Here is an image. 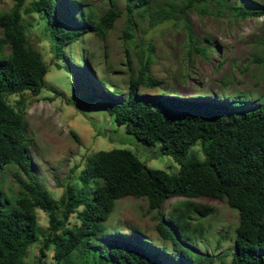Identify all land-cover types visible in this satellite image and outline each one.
Here are the masks:
<instances>
[{
  "label": "trees",
  "instance_id": "16d2710c",
  "mask_svg": "<svg viewBox=\"0 0 264 264\" xmlns=\"http://www.w3.org/2000/svg\"><path fill=\"white\" fill-rule=\"evenodd\" d=\"M9 1V9L0 12V180L7 165L23 173L25 180L18 179L16 194H0V264H25L27 247L37 239L40 246L34 264H47L44 257L49 248L55 264H67L76 249L91 250L92 257L96 253L93 260L98 264H162L158 254L152 253L154 247L135 228L132 241L115 234L117 237L107 238V247L86 246L92 239L107 235L104 221L114 202L125 196L144 199L147 210L156 212L173 197L222 200L238 216L227 253L229 264H264V95L249 109H241V96L227 106L164 94L140 99L139 87L159 85L149 72L150 54L141 55L135 75L128 76L122 99L115 96L116 90L95 94L100 107L117 125L146 146L157 144L159 154L171 156L177 170L171 173L149 168L128 149L97 150L85 158L78 174L80 187L65 186L56 203L32 173L33 162L24 143L26 121L21 102L16 101L14 108L5 99L6 95L24 91L38 95L47 71L40 52L27 40L26 25L20 21L23 15H40L52 58L58 60L64 59V47L85 33L105 40L122 13L124 41L131 43L138 19L146 20L148 27L175 19L189 30L188 11L217 15L227 11L241 19L262 11L228 4L227 0H125L120 10L115 0H106L107 7L97 15L86 0H73L71 7L77 14L73 21L64 7L62 11L57 9L58 0ZM211 5L214 10L207 9ZM194 49L206 57L207 50L213 48ZM83 60L87 62L86 57ZM195 143L200 157L189 152ZM35 209L47 216L44 231L37 226ZM172 212L170 227L160 220L155 226L158 236L168 241L170 253L185 264L219 260V254L199 252L182 238V231L200 237L202 230L198 223L192 225L190 213L205 217L213 213V207L182 201ZM166 250L162 244L159 252Z\"/></svg>",
  "mask_w": 264,
  "mask_h": 264
},
{
  "label": "rangeland",
  "instance_id": "374dc122",
  "mask_svg": "<svg viewBox=\"0 0 264 264\" xmlns=\"http://www.w3.org/2000/svg\"><path fill=\"white\" fill-rule=\"evenodd\" d=\"M58 1L57 9L62 11L64 7L68 16L73 21L77 20L76 11L71 7L75 2ZM230 2L247 9L261 10L262 13L241 19L234 18L227 11L218 15L209 11H188L189 30L175 19L151 27L147 26L146 20L138 19L131 32V43L124 41L125 15L122 13L105 40L85 33L66 45L64 59L58 60L52 58L40 15L21 17V23L27 28V40L40 52L47 71L38 95L24 91L6 95L5 99L14 108L16 101L21 102L26 121L24 143L33 162L32 173L55 203L65 186L80 187L78 174L85 165V158L97 150L124 148L149 168L171 173L177 170V163L171 156L159 154L157 144L146 146L127 134L123 126L117 125L100 107L99 97L95 94L116 90L115 96L122 99L127 90L128 76L135 75L137 59L141 55L150 54L149 72L159 85L139 87L140 99L164 94L227 106L241 96L244 101L241 109H249L261 99L264 95V0L226 1ZM86 4L97 15L107 7L106 0H86ZM124 5L125 0H115L116 8L123 10ZM10 6L9 0H0V12L7 11ZM207 9L215 8L211 5ZM63 19L67 23L64 16ZM194 46H210L213 49H208L204 57L195 51ZM83 56L87 58L86 63ZM189 152L200 157L197 143L189 148ZM18 179L25 180L24 174L12 165L5 166L0 180V194H16ZM182 201L213 207V213L205 217L190 213L192 225L198 223L202 230L201 236L193 237L189 232L182 231V238H187L199 252L219 254L220 259L213 264H229L227 253L232 247L237 213L224 201L204 196L167 199L159 212L148 211L142 198L122 197L114 202L104 221L107 235L92 239L86 246L100 244L107 247V238L109 240L115 234L130 237L132 241L135 228L145 237L147 244L154 247L152 253L158 254L162 264H185L176 254L170 253L168 241L161 239L155 230L159 220L170 227L174 214L172 209ZM35 212L37 226L44 231L47 216L39 209ZM162 244L169 253L159 252ZM38 246L39 239L27 247L23 258L25 264H34ZM45 253L44 262L55 264L51 258L52 249ZM95 254L92 257L91 250L81 252L76 249L70 254L67 264H98L93 260Z\"/></svg>",
  "mask_w": 264,
  "mask_h": 264
}]
</instances>
